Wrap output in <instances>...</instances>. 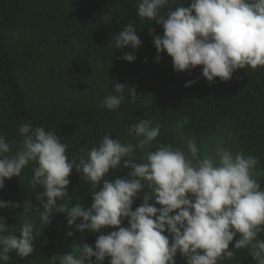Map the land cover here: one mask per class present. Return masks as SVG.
Segmentation results:
<instances>
[{
    "label": "clouds",
    "instance_id": "9594fccd",
    "mask_svg": "<svg viewBox=\"0 0 264 264\" xmlns=\"http://www.w3.org/2000/svg\"><path fill=\"white\" fill-rule=\"evenodd\" d=\"M189 2L190 7L181 4L174 10L169 8L164 16L161 9L169 0H139V19L163 27V35L154 36L153 41L157 61L159 54L166 52L177 72L202 66V76L209 84L217 78L229 81L238 69L264 68V0ZM110 43L117 50L128 46L137 50L142 41L134 23H129ZM123 59L131 63L136 56L125 52ZM193 83L196 81L185 87ZM124 90V85L114 83L116 94L107 95L101 106L117 111L125 100ZM129 94L136 100L134 88ZM184 123H179L177 130ZM18 132L23 140L14 153L13 146L0 135V190L6 179L19 177L23 169L34 164L30 184L34 190L38 186L44 189L37 196L43 211L35 209L40 222L50 224L55 210L66 213L69 228L75 226L81 233L115 229L99 235L94 249L83 244L74 246L70 254L56 256L58 264H104L106 258H110L109 264H176L178 252L186 264H218L234 258L241 249H247L256 264H264V239L259 238L264 233V190L258 183L261 174L256 171V157L233 154L220 141L214 154H201L192 137L187 140V152L158 144L138 163L137 150L144 152L160 135V125L153 127L148 119L129 128L135 144L105 134L98 146L80 150L78 163L69 162L68 145L55 132L30 124L21 125ZM121 164L131 169L127 178H117L114 183L104 179ZM73 168L92 186L90 208L63 203L69 197L68 177ZM141 191L145 192L144 202L133 211V200ZM153 198L159 208L149 203ZM17 207L20 205L14 202L0 201V209ZM125 219L129 226L121 227ZM35 227V221L23 218L17 236L0 216V262L9 261L12 252L21 258L32 254ZM236 236L239 239L229 250Z\"/></svg>",
    "mask_w": 264,
    "mask_h": 264
},
{
    "label": "trees",
    "instance_id": "16d2710c",
    "mask_svg": "<svg viewBox=\"0 0 264 264\" xmlns=\"http://www.w3.org/2000/svg\"><path fill=\"white\" fill-rule=\"evenodd\" d=\"M138 3L139 0H0V135L13 146L14 153L23 140L18 132L21 125L44 127L68 145L69 162L76 163L80 150L98 146L105 134L122 143L135 144L128 130L141 119L151 120L153 127L160 125V135L146 153L155 151L158 144H170L187 152L189 138L195 137L198 146L211 137L230 135L232 150L258 159V183L264 190V68L238 69L229 81L217 78L212 84L203 78L202 66L191 72L175 71L166 52L160 53L157 61L153 41L154 36L163 35V27L141 21ZM181 4L190 7L188 0H169L160 14L166 16L169 8L174 10ZM129 23H134L142 44L137 50L131 46L117 50L110 42ZM125 52H134L135 61H125ZM190 81L196 83L185 87ZM114 83L125 86V100L115 112L101 106L107 95L116 94ZM132 88L136 100L129 94ZM184 121L177 135L175 130ZM135 155L138 163L143 161ZM33 167L30 164L19 177L5 180L0 201L20 207L0 209V216L17 236L23 218L35 221V251L24 258L12 252L10 260L0 264H50L55 238L72 241L76 246L88 244L94 249L99 235L115 230L81 233L75 226L69 228L66 213L55 210L50 224L40 222L35 209L43 211L37 196L44 189L32 188ZM129 171L121 164L104 179L114 183L117 178H127ZM68 179L69 197L63 203L90 208L91 184L83 181V174L75 168ZM144 191L150 192L147 188ZM144 191L134 198L133 211L143 204ZM149 203L160 207L154 198ZM128 226L123 220L121 227ZM69 231L72 236L67 235ZM259 238L264 239V233ZM238 239L234 237L229 250ZM109 259L104 264H109ZM175 262L186 264V259L178 252ZM218 264L256 262L247 249H241L234 258Z\"/></svg>",
    "mask_w": 264,
    "mask_h": 264
},
{
    "label": "rangeland",
    "instance_id": "374dc122",
    "mask_svg": "<svg viewBox=\"0 0 264 264\" xmlns=\"http://www.w3.org/2000/svg\"><path fill=\"white\" fill-rule=\"evenodd\" d=\"M177 129H178V126L175 130L176 131L175 133L178 135L179 130ZM217 141L222 142V146L230 149L233 152V154L236 153L234 150H232L230 135H223V136H214V137H211L201 142L200 145H198V147L200 148L201 154H209V155L214 154V149H215ZM146 148L144 149V152H141L139 150H137L136 152L139 156L142 157L143 160L146 155ZM74 246L76 245L72 241L55 238L53 240L52 258H51L50 264H58V261L56 260L55 257L62 256L65 254H70L73 251Z\"/></svg>",
    "mask_w": 264,
    "mask_h": 264
}]
</instances>
